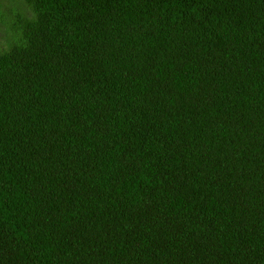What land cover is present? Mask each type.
Masks as SVG:
<instances>
[{
  "label": "trees",
  "instance_id": "obj_1",
  "mask_svg": "<svg viewBox=\"0 0 264 264\" xmlns=\"http://www.w3.org/2000/svg\"><path fill=\"white\" fill-rule=\"evenodd\" d=\"M23 1L0 264H264V0Z\"/></svg>",
  "mask_w": 264,
  "mask_h": 264
},
{
  "label": "rangeland",
  "instance_id": "obj_2",
  "mask_svg": "<svg viewBox=\"0 0 264 264\" xmlns=\"http://www.w3.org/2000/svg\"><path fill=\"white\" fill-rule=\"evenodd\" d=\"M16 13L29 14L23 0H0V51L5 49L10 36L8 25Z\"/></svg>",
  "mask_w": 264,
  "mask_h": 264
}]
</instances>
